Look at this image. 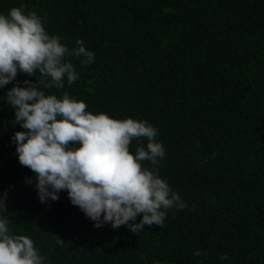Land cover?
Segmentation results:
<instances>
[{
    "label": "trees",
    "instance_id": "1",
    "mask_svg": "<svg viewBox=\"0 0 264 264\" xmlns=\"http://www.w3.org/2000/svg\"><path fill=\"white\" fill-rule=\"evenodd\" d=\"M22 5L46 17L69 51L83 40L94 53L87 65L66 57L80 78L48 93L158 129L160 177L186 207L134 233L95 227L66 190L42 203L13 141L25 129L4 99L40 73L18 71L0 88V218L9 232L32 239L45 264H264V0H0V14ZM140 144L146 138L130 150Z\"/></svg>",
    "mask_w": 264,
    "mask_h": 264
},
{
    "label": "clouds",
    "instance_id": "2",
    "mask_svg": "<svg viewBox=\"0 0 264 264\" xmlns=\"http://www.w3.org/2000/svg\"><path fill=\"white\" fill-rule=\"evenodd\" d=\"M24 7L0 14V88L13 83L18 71L29 76L40 73L36 82L25 80L23 87L16 83L4 97L25 129L17 131L13 141L20 164L35 174L40 201H56L66 190L71 203L97 228L126 225L138 233L146 225L162 227L168 209H184L186 204L160 177L165 148L156 141L158 129L147 120L93 114L67 91L60 97L49 94L53 87L64 89L65 81L72 85L80 78L66 57L83 56L87 65L94 62V53L83 40L69 51L60 36L46 31V17L34 11L25 14ZM142 138L146 148L140 144L133 153V139ZM0 207L6 208L3 199ZM141 214L138 223H130ZM57 243L64 241L58 237ZM45 260L32 239L11 234L8 220L0 218V264H45Z\"/></svg>",
    "mask_w": 264,
    "mask_h": 264
}]
</instances>
